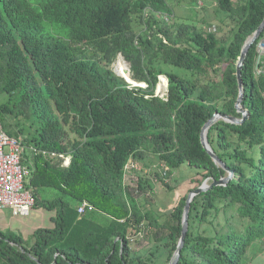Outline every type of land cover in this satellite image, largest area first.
Returning <instances> with one entry per match:
<instances>
[{"label": "trees", "instance_id": "obj_1", "mask_svg": "<svg viewBox=\"0 0 264 264\" xmlns=\"http://www.w3.org/2000/svg\"><path fill=\"white\" fill-rule=\"evenodd\" d=\"M208 1L214 16L189 20L168 0H0V125L23 147L33 207L53 212L52 224L34 229L29 243L0 228V264L170 262L188 195L205 179L210 187L190 203L177 264H261L264 30L241 68L247 116L238 123L219 118L208 130L225 167L200 135L217 112L243 118L237 62L264 19V0ZM119 54L145 85L115 71ZM161 75L168 82L163 96L155 92ZM131 163L150 174L126 180ZM183 165L190 176L170 210L161 216L145 207L139 195L153 186L150 178L173 190L167 180ZM229 170L226 183L213 184ZM48 186L109 220L75 209L72 215L63 196L42 195ZM146 241L150 256L138 251Z\"/></svg>", "mask_w": 264, "mask_h": 264}, {"label": "rangeland", "instance_id": "obj_2", "mask_svg": "<svg viewBox=\"0 0 264 264\" xmlns=\"http://www.w3.org/2000/svg\"><path fill=\"white\" fill-rule=\"evenodd\" d=\"M169 3L173 6L174 12L177 17L180 18H186V19H192L196 20L203 16L212 18L214 16V4L210 1H199L197 4L196 2L193 3L190 0H168ZM202 7H206V11H203L202 7L200 5H203ZM260 44L262 47L264 45L260 42L258 43V51L259 55L264 52V50H261ZM260 57V56H259ZM123 64L124 66H127L130 69L129 63L125 60L124 56L122 54H119L116 61L112 64L113 68L118 71L119 66ZM163 67L171 69V66L163 65ZM120 73V72H119ZM122 76L126 77L124 74L120 73ZM162 77V75H161ZM161 77L159 76V80L161 82ZM127 78V77H126ZM166 78V77H165ZM167 80V78H166ZM134 85H145L143 82H136L133 79L130 80ZM159 82V84H160ZM168 85V84H167ZM156 94L159 95H166L167 94V87L164 86V84L157 85L156 87ZM188 167L187 165H183L178 172H175L174 175L169 178L167 181L169 184L174 188L173 190H169L165 188V186H162L161 183L156 181L154 178L152 179L153 186L147 191L139 195V200L143 202V205L145 207H150L153 209L157 214L164 216L172 207V205L175 203L176 198L178 197V194L180 192L184 191V187L186 186L185 181L190 176V170L192 168ZM193 171V170H192ZM149 175V170H142L138 167L136 171H130L127 174L126 180H128L130 177L136 180L139 176ZM42 195L44 197L54 198L55 196H63L66 200L69 201V209L73 211L74 209L77 210L78 206L81 204V201L69 194H67L65 191L48 186L41 190ZM49 210L45 208H34L32 212V216L25 221H20V217H14L9 218L10 225H6V223H0V228L5 232H15V233H21L24 238L25 242L29 243L33 241L34 237V229L37 226H45L48 225V215ZM88 215H90L93 219L106 223L109 219L107 216H105L102 213H91L86 212ZM72 215H75L74 211L72 212ZM140 254L150 256L154 253L153 244L148 243L147 241L138 249ZM166 256L158 257L153 259V261L157 262L158 264H166L169 263L167 260L164 261ZM257 259H261V264H264V247L261 248V251L256 256ZM256 259V260H257ZM250 264V263H249ZM254 264V263H253Z\"/></svg>", "mask_w": 264, "mask_h": 264}, {"label": "built area", "instance_id": "obj_3", "mask_svg": "<svg viewBox=\"0 0 264 264\" xmlns=\"http://www.w3.org/2000/svg\"><path fill=\"white\" fill-rule=\"evenodd\" d=\"M259 48L264 50L261 44ZM22 152V145L7 135L0 125V209L9 208L12 214L17 216L28 215L35 204L34 195L25 187V180L29 177L31 169L29 165L22 163ZM68 162L67 158L65 163ZM132 166L138 168L131 163L127 166V174ZM92 209L93 206L87 201L81 202L77 208L80 214Z\"/></svg>", "mask_w": 264, "mask_h": 264}, {"label": "water", "instance_id": "obj_4", "mask_svg": "<svg viewBox=\"0 0 264 264\" xmlns=\"http://www.w3.org/2000/svg\"><path fill=\"white\" fill-rule=\"evenodd\" d=\"M264 30V19L262 21V23L260 24V26L254 31V33L249 36L243 47L241 50V54L239 56L238 62H237V79H238V83H239V87H240V97L238 99V103L236 104V106L239 108V110L242 111L243 113V118L242 119H238L235 117H231V116H227L224 114H220V113H215L214 116L209 119L202 127L201 130V142L203 147L208 151V153L212 156V158L214 159V161H216L218 164H220L221 166L225 167V163L216 155V153L214 152L213 148L210 145V142L208 140V130L209 127L212 125V123L214 121H216L219 118H223L226 121H230V122H241L248 114L247 110H242L241 108V99H242V95H243V85H242V77H241V68L245 59V56L250 48V46L256 41V39L261 35V33ZM261 43L264 44V38L261 40ZM130 65V64H129ZM115 71H117L115 69ZM119 73V72H117ZM120 74V73H119ZM126 78V77H125ZM128 81L129 79L126 78ZM227 169V168H226ZM228 170V169H227ZM233 176V170H229V175L226 177H222L220 180L218 181H214L213 184H224L226 183L231 177ZM210 187V184L208 183V179H205L204 182L198 186L196 189H194L193 191H191L188 195V198L186 200V205H185V209H184V216H183V229H182V233H181V238L177 247V250L175 252V254L173 255L172 259L170 260L169 264H177L179 257H180V251L184 245V241H185V236L187 234V230H188V215H189V210H190V203L193 199V197L198 194L201 191L207 190Z\"/></svg>", "mask_w": 264, "mask_h": 264}, {"label": "crops", "instance_id": "obj_5", "mask_svg": "<svg viewBox=\"0 0 264 264\" xmlns=\"http://www.w3.org/2000/svg\"><path fill=\"white\" fill-rule=\"evenodd\" d=\"M25 164V163H24ZM45 188V187H44ZM43 189V188H42ZM41 189V190H42ZM42 193V192H41ZM34 208H36V207H33L32 209H31V211H30V213L28 214V215H25V216H17V215H13L12 214V211H11V209H9V208H6V209H0V223H3V225H4V223H6V225H10V223H8L7 224V222H9V218H14V217H20L19 219H20V221H25V220H28L31 216H32V212H33V210H34ZM38 208V207H37ZM49 215H48V225H51L52 224V220H51V217H52V215H53V212L52 211H50L49 210ZM45 226H47V225H45ZM37 227H39V226H37ZM37 227H35V229L37 228Z\"/></svg>", "mask_w": 264, "mask_h": 264}, {"label": "bare ground", "instance_id": "obj_6", "mask_svg": "<svg viewBox=\"0 0 264 264\" xmlns=\"http://www.w3.org/2000/svg\"><path fill=\"white\" fill-rule=\"evenodd\" d=\"M263 45H264V44H263ZM118 71H119L120 73L124 74V75L129 79V81L132 79V78H131V72H130V69H129L127 66H124L123 64H121V65L119 66V68H118ZM160 84H161V85L164 84V86L167 87L168 82H167V80H166V78H165L164 75H162V77H161V82H160ZM160 84H159V86H160Z\"/></svg>", "mask_w": 264, "mask_h": 264}]
</instances>
